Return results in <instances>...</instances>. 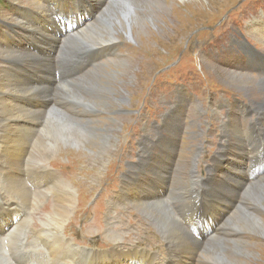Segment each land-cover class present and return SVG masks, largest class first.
<instances>
[{
	"label": "rangeland",
	"instance_id": "rangeland-1",
	"mask_svg": "<svg viewBox=\"0 0 264 264\" xmlns=\"http://www.w3.org/2000/svg\"><path fill=\"white\" fill-rule=\"evenodd\" d=\"M102 1L89 0L88 10L100 17ZM40 2L41 0H37V3L36 0H0V74L10 68L12 63L8 64V60H13L3 50L5 44L11 45L12 42L19 47L27 45L28 31L22 16L29 11L39 13L42 10L38 5ZM107 3L110 5V1ZM133 10L139 17L144 15L145 19L139 26L132 28V39L126 27L116 26V49L109 56L95 62L99 64V72L103 75L102 82L111 85V92L94 93L92 86L84 85V77L88 80L92 78L88 72L90 69L94 70L91 66H86L85 71L75 80L64 84L57 83L58 86L66 85V91L70 92L68 101L74 105L64 103L60 98L59 89L50 83L45 85L47 90L42 94L37 93L34 88H20L23 77H0V92L11 97L7 99L9 105L23 96H34L35 100L39 101L38 106L34 108V114H29L22 108L17 117L23 118L24 122L26 116L33 115V118L41 123L37 128L34 143L31 140L33 130L24 128V133L29 135L28 139L33 143V147L25 158L26 163L21 169L22 175L19 179L12 180L5 176L0 160V264H80L83 259L86 264H116L115 259L110 257L111 254H108L107 259L97 252L85 251L127 252L135 248L141 253L151 251L155 255L154 264H224L223 261L214 262L213 259L218 260L214 252L228 257L233 264H264L263 235L256 230L246 231L230 225V220L238 209L257 215L264 221V207L252 203L247 196L249 187L255 183L264 184L260 181L264 178L263 175L252 178L247 170L231 167L232 173L240 176L238 179L230 176V185L240 187L232 191L234 195L231 201L222 202L225 189H217L215 186L214 191L219 196L217 202H221L219 208L227 212L220 223L223 225L215 234L206 233L204 230L211 224L209 221L203 224L200 231L185 223L182 218L185 209L182 207L186 206L189 214L192 213L190 199H183L182 204L177 202L172 211L168 209L170 214L167 220L159 216L156 208L150 205L157 203V200L135 201L133 186L127 183L130 180L128 177L131 178L129 172H132L129 169L134 167L128 163L124 171V164H120L121 156L125 157L131 150L136 153L138 150L137 157L139 160V157L142 158L143 166L148 164L149 157L161 152L163 148L166 152L169 146L179 145L174 154L176 161H180V165H188L194 152L191 151L188 155L184 152L193 142L185 136H188L189 131L197 130V113H203L205 110L201 107L202 101H205V106L211 101L210 109L215 112L219 109V116L226 119L223 121H230L231 124H226L222 130L230 127L231 133L235 125L247 128L248 123L256 116L248 115L249 111L243 109L241 112L246 115L241 121L240 116L236 115L238 110L230 105V112L227 114L229 117H225L227 103L223 99L230 100L235 95H238L240 100L245 99L244 97L256 101L264 98V82L262 84L260 81L264 78V69L261 66L264 61H255L252 65L246 63L237 45H244L245 37L247 44H256L260 51L264 50V0H157V5L150 10L147 8V11H142L137 7ZM30 16L35 17L33 14ZM92 20L87 18L86 24ZM41 31L50 37H57L49 29ZM85 37H89V34ZM44 38L49 37H41L39 40H45ZM41 41L38 43L40 47ZM90 41L93 46L92 53L102 51L100 44L94 45L92 40ZM80 46L84 45L72 39L66 49L71 53ZM28 50L39 54L31 44ZM41 52L45 58L44 50ZM24 60H17V66L13 67L21 69L22 76L26 78L29 74L25 72L38 69V65L34 66L31 62L30 66L26 58ZM55 61V58L51 60L50 57L45 68L48 69L51 64L58 70ZM171 64L174 66L169 68ZM167 66L169 70L165 72ZM40 75L43 76L42 73ZM72 82H78L81 87L69 86L68 83ZM203 92L207 93L209 101H206L205 95L202 96ZM92 94H95V97ZM76 96L82 97L85 102L96 104L91 110L85 108V111V104L76 99ZM102 103H105V107ZM55 105L61 111V118L55 116L54 120L49 121L54 126L45 124L48 109ZM148 105L150 110L142 111L141 115L139 111L148 108ZM2 112L0 110V121L5 116ZM145 115L149 120L157 118L159 124H151V121L145 119ZM5 117L8 119V116ZM86 120H90V123ZM8 124L14 127V118L9 120ZM65 126L74 136H80L83 131L90 137L87 141L79 143L69 140V143L65 142L67 145L61 141L57 146H42L39 143L44 133H48L52 127H57V135H61ZM155 129H162L160 142L158 144L157 138L150 147L144 137L149 136ZM12 134L10 139L13 140ZM229 135L222 134L224 138L217 141L237 143L230 140ZM185 138L189 139L190 145H184ZM105 140L109 141L108 151L103 148ZM5 141L9 143L10 140ZM235 151L242 166L250 163L247 147L239 149L237 143ZM230 152L231 150H227L226 155ZM219 157L217 155L216 160ZM233 157L232 154L229 155V158ZM114 168H118L114 173L116 181L112 176ZM44 170L73 188L74 204L69 214H63L62 211L61 213L58 205L69 206L71 198L61 195L58 203V197L53 190L49 192L46 179L41 176V173H45ZM214 175L216 178L223 176L220 170ZM134 185L138 186L136 183ZM210 191L211 188L206 185L201 188L202 193ZM129 192L131 196L128 195ZM10 208V215L7 213L4 216ZM8 224H15L14 230L7 231ZM212 237L214 239L211 240ZM63 238L70 241V248L62 242ZM183 239L185 241H181ZM185 242L188 243L189 250L181 252L182 246L186 247ZM234 243H240L246 254L236 253ZM71 249L80 257L73 255ZM136 252H127L126 255H134ZM127 261L120 256L118 264H127ZM129 261L139 264L135 259Z\"/></svg>",
	"mask_w": 264,
	"mask_h": 264
},
{
	"label": "bare ground",
	"instance_id": "bare-ground-1",
	"mask_svg": "<svg viewBox=\"0 0 264 264\" xmlns=\"http://www.w3.org/2000/svg\"><path fill=\"white\" fill-rule=\"evenodd\" d=\"M48 1L50 2L49 9L47 10V12H49V13H47V14H45L42 17H39L37 19H35V17L29 16V21H28V23H31V28L33 29L32 33L30 35L31 37L29 36V39L31 40V43L33 46H36L41 41L35 35L36 27H41L44 30H47V28H50V31L54 32L55 35L57 36V37H52V36L50 37L49 36L48 39L44 38L45 40L41 41L40 44H41L42 48L45 50L43 52L45 59H43L39 63L38 69H35L34 71H26L25 73L29 74V78H25L24 76H22L23 74L21 73V69L13 67L14 65L17 66V64L14 62V57L18 52H20L21 54H23V56L25 58H28L30 56V52H28L27 50L22 49V48L21 49H15L16 47H14L12 44L11 45L5 44V49H3V50H5L6 55L10 59H13V60L10 61V62H12V64L10 65V68H6L2 72V74H0V77H4V76L9 77L10 76V78H13L12 73L16 72V77H18V78L23 77L24 78V80H22L21 84L19 85L20 88H29V89L34 88L35 84L38 85L41 82H43L44 85L49 84V83L50 84L56 83L57 82L56 75L60 71V69L56 70L55 68H53L51 66V64H50V67H48V69L45 67L47 64H49L48 59L50 57L55 58V55L57 53L62 54V56L59 58V60L56 63L57 68H62L63 70H66V71L62 72V74H61L62 80H60L58 84H64L67 81L75 80L76 77L82 73V71L85 69V67L88 64L95 63V62L99 61L103 55L110 54L116 49L114 46V41L117 40V38L115 36L117 33L116 26L126 27L128 29V33L130 34L129 37L132 39V28L139 26L141 21H144V19H145L144 15L139 17L137 15V13L135 12V10H133V8L136 9V7H137V8H140V10H142V11L143 10L147 11V8L150 10L151 8H153L157 5V0H108V1H110V5H107L108 1H106V4L102 10L103 12L100 15L101 19L99 22L98 19L96 20L93 13L85 11V2L82 0L75 3L74 6L70 10H67V8H66V0H48ZM179 1L186 2L189 0H179ZM36 3H37V0H36ZM38 5L41 6L42 11H45L43 6H42V0ZM55 11H57L59 13L56 15L55 18H53L52 16H50V13L54 14ZM66 12L68 13L66 21H70V23L75 22L78 24V26H77L78 28L74 32H69L66 28H64V30H63V27L60 29L61 24H60V20L57 17L64 16ZM145 17H147V16H145ZM87 18L93 19L92 22L89 24L88 23L86 24ZM54 24H56V25H54ZM67 26H70V25H67ZM87 34H89V37H85V36H87ZM72 39L77 41L79 44L84 45V46H80V47H78V49L76 48L77 49L76 51L73 50L71 53H69L68 49H66V48L63 49L62 44L66 43V42H67V44H69ZM90 40H92V43L94 45L100 44L99 46H102V48H103L102 51L96 52L95 54H91V55L87 56L85 49L86 48H93V46L90 44V42H91ZM98 66L99 65L95 66L96 70L93 72V75H95V76L91 75L92 78H89V80L86 79V77H84L83 83H84V85L86 83H88V85L92 86L93 89H96L97 91H101L103 93L111 92V85L105 81L102 82V76L103 75L99 72L100 69ZM40 73H42L43 76H39ZM105 77H107V76H105ZM262 84H263V82H262ZM56 86H57V89H59L60 85L58 86L56 84ZM61 86H66V85H61ZM11 88H12V86H11ZM42 94H43V92H42ZM69 94H70V92H68V90L66 91V89H64L61 92L60 97L63 98V100L64 99L68 100ZM100 96H103V95H100ZM9 98H11V97H9L6 93L0 92V110L3 111L2 113L5 114V116H8V119L5 116H3L2 120L0 121V124H1L0 125V160L2 161L1 162V169H2V171H5V176L10 177L12 180H14V179H19L20 176L22 175L21 169L24 166V164L26 163L25 158L27 157V154L30 151V148L32 149V147H33L34 138L36 136V133L38 132L37 128L40 127L41 123L37 122L33 118V115H31L30 117H29V115L26 116L23 120L24 122H22L23 118L21 119L20 117H17L19 112L21 113L22 108L25 111H27V113H29V114L35 113L36 109H34V108H36L38 106L37 104H39V101L35 100L34 96H31L29 98H26L23 96V97H21V99L14 100L11 105H9L7 103V99H9ZM76 99H78V100L82 101V103L86 104V105H83V106H85V108L91 106L89 102H87V101L85 102L84 99L80 96H76ZM101 105L103 107H105V103H102ZM107 105H108V103H107ZM50 110L46 114L44 123L49 124L51 126H54L49 121L50 120L52 121L53 117H55V116H57L58 119H60L61 113H58V112L56 113V112H53ZM13 118H14V124L15 125H14V127H11V125L8 124V121L12 120ZM86 122L90 123V120H86ZM63 124H64V122H63ZM26 127H28L31 131L33 130L32 137H31V140H33V143H31L29 141L30 140V139H28L29 135L27 136L24 133V128H26ZM224 130H226V129H224ZM31 131H30V133H31ZM70 132L71 131H69V128H67V126H65L64 131L61 133V135H57V134H59V132L57 131V127L56 128L52 127V130H50L48 133L45 132L46 134L44 133V137H42L39 140V143L42 146H57V144L61 141L63 144L67 145L70 142L69 140H72V141L79 143L82 141H87L90 137L88 134H86V132L84 133L83 131L80 132L81 133V134H79L80 136H78V135L74 136V135L70 134ZM11 133H13L12 136L14 135L13 140H12V138L10 139ZM228 134H230V133H228ZM102 138H103V136H102ZM80 139H81V141H80ZM5 140H10L9 141L10 144L6 143ZM51 140H53V141H51ZM50 141L55 142V143H51ZM65 142H68V143L66 144ZM103 144H104L103 145L104 150L108 151L109 150V148H108L109 141L105 140ZM161 145H162V143H161ZM43 149H45V148H43ZM148 152H149V150H148ZM257 162H258V158L253 160V164H255ZM262 165L263 166L261 167V169H264V164H262ZM39 171H40V169H39ZM43 172H45L46 174L41 173V176L46 179L45 182H46V185L48 187L49 192H51L53 190L54 194H56V196L58 197V203L61 199V197H60L61 195H66V196L71 198L69 206L58 205V210H60V212L62 211V212H64L63 214H69V211L72 207V204H74L73 203V197H72L73 188L71 186H68L66 183H64L60 178L53 176L52 173H49L48 171H45V170ZM48 177H49V179H48ZM16 189H18V188H16ZM12 192H14V191H12ZM73 193H74V191H73ZM247 196H248V199L251 200L252 203H256L257 205L259 204V206L262 205L264 207V184L263 183H255L254 185L249 187L247 190ZM200 197L204 201V205L199 206L198 204H194V206L197 205V207H196L195 211H192L193 212L192 217L188 220V222L190 223V225L195 230L200 231V229L203 227V224L206 221H209L211 224H208L207 228H204L205 232L217 234L219 232L220 227L223 225L220 223L222 222V219L226 216L227 212H221L222 214L219 215L217 212H215L217 210V205L214 206V209L206 208V206L210 205L209 201L211 198V194H205L204 193L201 195V193H199V194H197V197L195 198V200L199 199ZM181 204H182V202H181ZM150 205H152L156 208V212L160 213L159 216H161L162 218H165L167 220L168 214H170V213H169L167 207L163 203L157 202L155 204L152 203ZM23 206H24V204H23ZM202 207L204 208L203 211H202ZM11 208L6 210V213H4V216L7 215V213H8V215H10L9 213L11 212ZM162 218H161V220H162ZM230 225L234 226L235 228H241L244 230H246V229L247 230H251V229L256 230V231L260 232L264 237V221L261 220L260 217H258L257 215H253V214H251L247 211H244L242 209L237 210V213L230 220ZM14 226H15V224H8V225H6V230L7 231L10 229L14 230ZM233 233H234V230H233ZM178 241H180V240H178ZM181 241H185V240L183 239ZM62 242H65L66 246H69V244H70V241L65 239V238H63ZM185 243H186L185 244L186 247H183L184 246L183 245L181 248L182 249L181 252H184L185 250H189L188 243L187 242H185ZM173 247H174V245H173ZM68 248H70V246ZM233 248H234L236 253L239 252L242 255L246 254V252H244L245 248L242 247L240 243H238V244L234 243ZM53 249H54V247H53ZM59 249L60 248H58V250ZM71 252L73 253V255L80 257L76 254L74 249H71ZM108 254H111L110 257H113L115 259L114 262H116V264H118L120 256H123L124 258H126L128 260L127 264H133L129 261V259H135V262H139V264H154L153 262H155L154 254L148 253V252L141 253V252L137 251L134 255H132L133 253L131 255L130 254L126 255V253H122V252H118V251H112V252H108ZM108 254L104 255L103 257L108 259ZM214 254L217 256V259H218V260L213 259L214 262L220 263L221 261H223L224 264L226 262H227L226 264H229V263L233 264V261H231V259H229L228 257H225L220 252L219 253L214 252ZM193 255H194V253H193ZM204 255H206V254H204ZM216 256H214V257H216ZM85 261L86 260L83 259V262H81L80 264H84Z\"/></svg>",
	"mask_w": 264,
	"mask_h": 264
},
{
	"label": "flooded vegetation",
	"instance_id": "flooded-vegetation-1",
	"mask_svg": "<svg viewBox=\"0 0 264 264\" xmlns=\"http://www.w3.org/2000/svg\"><path fill=\"white\" fill-rule=\"evenodd\" d=\"M159 137H160L159 130H154L145 139H146L147 142H150L151 143V145H150V147H151V146H153V144H154L155 140H157V138H158V142H159V140H160ZM137 155H138V150H137ZM137 155H136V157H137ZM154 163H155V167L159 171L162 170V168L164 167L165 164L169 163L171 165V168H172L173 173L176 172L175 171V163L176 162L175 161L174 162H168L166 158H162L161 157V155L159 154V152L156 154L155 162ZM133 167L134 168H131L130 169L132 172H129L132 175L131 179L132 180L139 181L140 186H142L141 187L142 188L141 189L142 192L144 190L147 193L152 192V191L149 190L148 185H150L154 181V177L152 175L146 174L144 171H142V168L139 167V165H133ZM169 192H171V193H174L175 192L174 186H170L167 189L165 188L164 193L166 194V193H169Z\"/></svg>",
	"mask_w": 264,
	"mask_h": 264
}]
</instances>
